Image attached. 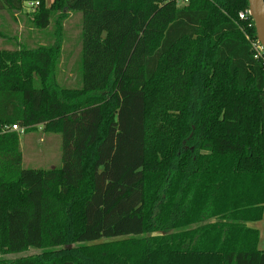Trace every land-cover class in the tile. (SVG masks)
I'll return each instance as SVG.
<instances>
[{
    "label": "trees",
    "instance_id": "obj_1",
    "mask_svg": "<svg viewBox=\"0 0 264 264\" xmlns=\"http://www.w3.org/2000/svg\"><path fill=\"white\" fill-rule=\"evenodd\" d=\"M26 2L36 46L8 21ZM248 8L0 0L13 45L0 47V264H264L249 225L264 214V51ZM79 13L70 86L64 22ZM12 124L61 134L62 164L25 168Z\"/></svg>",
    "mask_w": 264,
    "mask_h": 264
},
{
    "label": "rangeland",
    "instance_id": "obj_2",
    "mask_svg": "<svg viewBox=\"0 0 264 264\" xmlns=\"http://www.w3.org/2000/svg\"><path fill=\"white\" fill-rule=\"evenodd\" d=\"M53 0H45V5L50 6ZM33 9L29 8L27 2L24 4L23 12L17 13V19L10 20V27L17 30L20 41H31L32 46L43 43L45 36L34 27L29 25L28 14ZM4 12V11H2ZM6 14V13H5ZM80 16L81 14H71L64 22L65 40L63 43V53L61 61V72L58 76L61 83L66 85H74L76 79L75 65L81 52L80 34ZM1 29V28H0ZM52 30V29H51ZM31 32V33H30ZM33 33V34H32ZM33 41V42H32ZM5 43V38L0 37V47L13 48L11 43ZM26 130V128H24ZM18 132V131H17ZM20 133V132H18ZM21 134L20 144L23 152V165L25 168H50L60 166L62 164V147L63 136L57 133L45 132L42 125H38L35 129ZM264 218V215H263ZM258 222H250L251 225H260L262 231L264 229V219ZM261 221V222H260ZM40 252L39 249L29 248L22 252L4 255L7 258L21 257ZM2 254H0L1 256Z\"/></svg>",
    "mask_w": 264,
    "mask_h": 264
},
{
    "label": "water",
    "instance_id": "obj_3",
    "mask_svg": "<svg viewBox=\"0 0 264 264\" xmlns=\"http://www.w3.org/2000/svg\"><path fill=\"white\" fill-rule=\"evenodd\" d=\"M250 15L254 21L256 35L264 48V0H248Z\"/></svg>",
    "mask_w": 264,
    "mask_h": 264
},
{
    "label": "built area",
    "instance_id": "obj_4",
    "mask_svg": "<svg viewBox=\"0 0 264 264\" xmlns=\"http://www.w3.org/2000/svg\"><path fill=\"white\" fill-rule=\"evenodd\" d=\"M179 5H186L188 4L189 0H177ZM39 2H36L35 5H38ZM249 17H251L250 15V11L249 8L246 10H242L239 12V18L240 19H248ZM252 18V17H251ZM253 46L256 49V54L255 57H259L262 54V51H264V48L261 46V44L259 43L258 39L256 41L253 42ZM4 130H9V131H18L20 133H24L25 129L24 127H21L19 124H12L11 126L6 125L4 127Z\"/></svg>",
    "mask_w": 264,
    "mask_h": 264
},
{
    "label": "crops",
    "instance_id": "obj_5",
    "mask_svg": "<svg viewBox=\"0 0 264 264\" xmlns=\"http://www.w3.org/2000/svg\"><path fill=\"white\" fill-rule=\"evenodd\" d=\"M8 21H9V19H8ZM11 21H12V20H11ZM11 21H9V23H10ZM24 133H26V132H24ZM24 133H22V134H24ZM20 138H21V137H20ZM20 149H21V144H20ZM21 151H22V150H21ZM22 153H23V152H22ZM263 215H264V214H263ZM263 219H264V218H263ZM253 222H258V221H253ZM260 222H261V221H260ZM249 225L252 226V227L257 228V229L260 231L259 248L262 249V250H264V229H263V231H262L260 225H258V224H257V226H253V225H251V223H249Z\"/></svg>",
    "mask_w": 264,
    "mask_h": 264
}]
</instances>
